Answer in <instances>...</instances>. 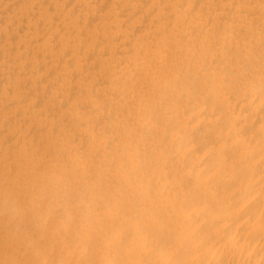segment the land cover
Listing matches in <instances>:
<instances>
[{
  "label": "bare ground",
  "instance_id": "bare-ground-1",
  "mask_svg": "<svg viewBox=\"0 0 264 264\" xmlns=\"http://www.w3.org/2000/svg\"><path fill=\"white\" fill-rule=\"evenodd\" d=\"M0 264H264V0H0Z\"/></svg>",
  "mask_w": 264,
  "mask_h": 264
}]
</instances>
